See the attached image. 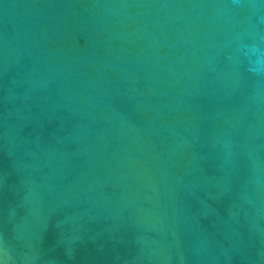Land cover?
Instances as JSON below:
<instances>
[{"label": "water", "instance_id": "95a60500", "mask_svg": "<svg viewBox=\"0 0 264 264\" xmlns=\"http://www.w3.org/2000/svg\"><path fill=\"white\" fill-rule=\"evenodd\" d=\"M0 264H264V0H0Z\"/></svg>", "mask_w": 264, "mask_h": 264}]
</instances>
